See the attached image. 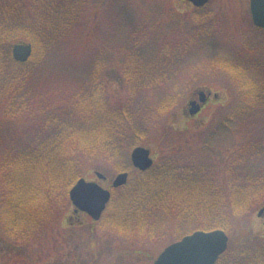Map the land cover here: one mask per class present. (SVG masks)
<instances>
[{"label":"trees","instance_id":"1","mask_svg":"<svg viewBox=\"0 0 264 264\" xmlns=\"http://www.w3.org/2000/svg\"><path fill=\"white\" fill-rule=\"evenodd\" d=\"M82 6L85 11L89 0H0V235L16 245L38 241L61 210L59 206L69 204L71 186L98 170L97 165L115 163V172L126 171L129 151L146 146L148 126L156 130L162 123L168 125L165 113L174 108L173 99H164L150 112L146 101H150L149 92L164 87L172 74L176 77L181 69L175 66L187 55L175 44L158 47L141 20L133 26L129 21L126 44L116 46L124 53L123 61L104 65L106 56L99 51L69 101L58 105L53 102L57 99L51 101V96L36 92L34 73L71 44V38L63 41L74 30ZM134 9L126 8L127 17ZM205 16L195 11L191 17L203 22ZM205 31L196 29L187 45L192 47L199 33L209 40ZM15 43L32 46L26 64L12 60L10 50ZM246 54L241 56L246 59ZM238 59L220 60L218 69L231 75L241 98L251 107L235 106L232 115L220 121L219 129L213 127L211 139L218 131L233 130L232 123L244 137L256 139L257 131L263 137L259 112L264 106V87L250 84L251 64L248 60L239 64ZM110 73L118 76V84L126 90L114 105L105 96ZM35 124L40 128L37 133L24 134ZM4 125L20 126L23 129L18 131L24 133L1 132ZM162 135L165 138L167 131ZM262 140H244L221 168L213 158L212 141L206 140L197 153L181 154V160L170 157L136 174L114 192L101 224L127 238L133 235L134 244L140 245L150 240L158 244L168 236L177 240L196 230L231 234L235 221L264 207V181L253 170L264 158ZM5 143L8 146L2 149ZM247 243L253 244H229L216 264H264V246Z\"/></svg>","mask_w":264,"mask_h":264},{"label":"rangeland","instance_id":"2","mask_svg":"<svg viewBox=\"0 0 264 264\" xmlns=\"http://www.w3.org/2000/svg\"><path fill=\"white\" fill-rule=\"evenodd\" d=\"M248 4L249 0H209L205 7L195 9L179 0H89L87 9L84 11L82 6L81 13L74 20V30L63 41L66 43L71 38V44L59 51L57 56L49 57L44 66L34 73L35 91L51 96V101L57 99L53 102L58 105L69 101L99 51V55L106 56L102 60L104 65L114 66L118 61H123L124 53L118 52L116 46L121 42L126 44L129 21H132L133 26V23L136 25L141 20L148 37L155 39L158 47L175 44L176 48L187 55L175 66H179L181 71L176 72L174 79L172 74L164 87L148 93L150 101L146 102L150 105V112L164 99H173L174 108L165 113L168 115V125L162 123L156 130L148 126L146 146L143 147L150 150L154 165H158L173 156H176L175 160H181V154L189 156L195 151L197 153L206 140L212 141L213 158L221 168L244 140L264 141V134L262 137L259 131L255 132L256 139L244 137L245 134H241L240 130L235 131L237 127L232 128L233 123V130H217L214 139L209 137L213 127L219 129L220 121L232 115L235 106L251 107L246 99L241 98V91L235 86L231 75L218 69L220 60L240 58L242 60L237 61L239 64L248 60L251 64L248 81L264 87V35L252 30ZM129 6L135 9L133 15L127 17L125 10ZM195 11L199 15L207 14L203 22L191 17ZM199 28L205 29V33L209 32V40L206 41L199 33L197 42L192 47L188 46L189 36L194 35ZM100 43L103 45L100 46ZM114 52L117 57H114ZM244 52L248 53L246 59L241 56ZM107 80L109 84L105 87V96L114 105L118 99L124 98L126 90L118 84L115 73H110ZM171 81L174 82L168 84ZM199 91H210L211 97L202 111L193 117L188 112V102ZM261 110L259 115L261 121H264V106ZM61 111L66 113V109ZM19 127L4 125L1 132H25L31 136V133L35 134L40 129L35 124L20 132L18 130L23 128ZM164 131H167L165 138L162 135ZM7 146L3 144L2 149ZM114 165L108 163L96 166L107 179L100 183L103 188L109 189L118 174L113 170ZM253 170L257 172L258 179L264 181V158L260 159ZM126 172L131 179L138 174L129 168ZM85 179L94 181L93 172L87 173ZM63 206H59L61 210L52 223L45 227V233L38 241L16 245L0 235V264H152L154 257L168 245L165 242L172 238L168 236V239H160L158 244H151V240L143 245L134 244L133 235L127 238L110 227L96 224L87 216L74 215L70 204ZM256 212L234 222L229 234L230 244L236 247L246 244L249 247L253 244L247 243L249 241L257 243L259 247L264 246V221L256 217Z\"/></svg>","mask_w":264,"mask_h":264},{"label":"water","instance_id":"3","mask_svg":"<svg viewBox=\"0 0 264 264\" xmlns=\"http://www.w3.org/2000/svg\"><path fill=\"white\" fill-rule=\"evenodd\" d=\"M190 2L195 8L203 7L208 0H184ZM249 12L253 25L264 30V0H249ZM31 55V46L18 44L12 48L14 61L23 63ZM198 101L205 103L206 96L203 92L197 93ZM190 116H194L200 110L194 101L188 104ZM135 168L141 171L152 165L149 159V151L136 148L130 156ZM98 179H103L99 174ZM126 174L116 177L113 187L125 185ZM69 198L73 206L88 214L93 220H98L109 201L110 194L94 183L79 180L69 191ZM76 212V211H75ZM258 217L264 218V209L259 211ZM228 239L222 231L195 232L184 237L181 241L167 247L155 260L154 264H215L227 248Z\"/></svg>","mask_w":264,"mask_h":264}]
</instances>
